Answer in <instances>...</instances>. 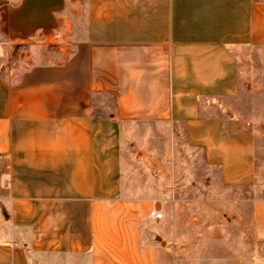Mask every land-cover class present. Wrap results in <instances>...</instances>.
<instances>
[{
  "label": "crops",
  "instance_id": "obj_1",
  "mask_svg": "<svg viewBox=\"0 0 264 264\" xmlns=\"http://www.w3.org/2000/svg\"><path fill=\"white\" fill-rule=\"evenodd\" d=\"M63 7L62 59L11 69L0 44V264H264L254 139L225 106L264 0Z\"/></svg>",
  "mask_w": 264,
  "mask_h": 264
},
{
  "label": "rangeland",
  "instance_id": "obj_2",
  "mask_svg": "<svg viewBox=\"0 0 264 264\" xmlns=\"http://www.w3.org/2000/svg\"><path fill=\"white\" fill-rule=\"evenodd\" d=\"M21 3L22 0H0V44L9 47V68L27 69L34 62V54L41 56L42 59L49 57L52 60L60 59L61 57L55 52L59 47L64 46V38L59 33L64 30V24L62 25L61 22L65 16V8L63 7L61 11L53 14L55 26L50 32L44 33L39 30L29 37L21 38L18 36L12 38L3 32L2 23L8 13L20 7ZM239 64L241 69L239 89L235 97L228 101L225 106L231 112V115L241 118L245 122L253 136L255 181L249 191L251 197L264 198V49L259 51L251 49L249 52L244 53ZM201 171L204 172L203 169ZM204 180L205 178H203V182ZM195 189H200L198 183H195ZM183 218L195 222L196 219H199V215L191 213ZM172 219L174 217L171 216ZM167 220L165 218L155 223L160 228ZM204 222L210 223L212 221L208 219ZM174 242L175 251H177L176 239L173 244ZM186 249L190 253V250L194 248L187 247Z\"/></svg>",
  "mask_w": 264,
  "mask_h": 264
},
{
  "label": "water",
  "instance_id": "obj_3",
  "mask_svg": "<svg viewBox=\"0 0 264 264\" xmlns=\"http://www.w3.org/2000/svg\"><path fill=\"white\" fill-rule=\"evenodd\" d=\"M63 6L64 0H22L20 7L8 13L2 30L12 38L29 37L39 30L48 33L55 26L53 14L61 11Z\"/></svg>",
  "mask_w": 264,
  "mask_h": 264
},
{
  "label": "built area",
  "instance_id": "obj_4",
  "mask_svg": "<svg viewBox=\"0 0 264 264\" xmlns=\"http://www.w3.org/2000/svg\"><path fill=\"white\" fill-rule=\"evenodd\" d=\"M150 218L153 219V220H160L162 219V214L159 213V212H150L149 214Z\"/></svg>",
  "mask_w": 264,
  "mask_h": 264
}]
</instances>
